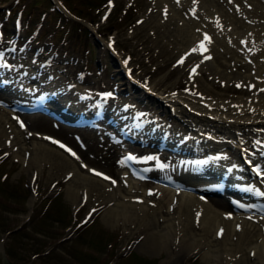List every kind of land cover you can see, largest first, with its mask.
<instances>
[{"label": "rangeland", "instance_id": "1", "mask_svg": "<svg viewBox=\"0 0 264 264\" xmlns=\"http://www.w3.org/2000/svg\"><path fill=\"white\" fill-rule=\"evenodd\" d=\"M58 1L60 7L56 8L51 0H0L3 32L0 50L6 51L9 65L14 60L18 64L30 61L35 65L32 73L27 69V87L33 85L36 78L44 86L57 84L77 93L92 92L94 96L107 94L108 107L112 105L119 111L126 103L130 113L140 111L146 121H157L158 127L169 128V134H178L177 139L196 130L179 117L174 107L122 85L123 75L117 72L116 62L110 56L111 46L134 82L150 86L154 94L185 91L191 63H174L184 52L185 45L181 43V34L169 39L166 27H159L170 23L165 12L160 14L155 3L149 6L150 0ZM157 13L159 18L161 15L165 19L151 20ZM15 17L20 24L17 30L13 28ZM91 27H95V31ZM168 30L173 32V26ZM24 38H29V42L19 49ZM21 70V65L15 67L13 76L18 77ZM205 70L194 82L197 87L208 84L212 92L224 94H240L250 89L241 80L231 86L225 85L223 79L210 80L212 75L206 77ZM13 118L16 127L28 135L23 144L15 137H0V264H173L174 260L166 261L165 247L155 251L142 245L145 235L155 224L150 212L129 210L128 218L116 216L106 220V208L115 203L107 200V191L101 187L80 191L83 179L76 173L91 175L89 167L111 174L112 178L104 181L106 184L114 185L112 181H117L122 149L104 129H67L55 125L44 115L15 114ZM47 135L66 140L76 155L56 147L46 139ZM35 137H41L65 157L52 150L59 158L34 159L30 141ZM130 147L141 155L159 157L167 163L162 169L155 166L154 159L145 162L143 167L151 175L141 180L145 189L156 184L154 176L173 175L178 171L175 164L179 156L169 151L158 152L150 145L131 144ZM68 158L73 162H70L72 167L63 162L70 161ZM69 184L77 190L79 200L76 202L66 195ZM122 192L128 194L124 189ZM115 195L111 198H118V193ZM148 196L153 197V193ZM210 196L207 199L213 197L227 203V199ZM157 221L162 223L161 218ZM181 251L176 259L178 264H252L257 261L254 251L233 256L221 253L222 256L212 257L211 262H206L200 251L193 250L185 255L183 249ZM133 253L140 258H134Z\"/></svg>", "mask_w": 264, "mask_h": 264}, {"label": "bare ground", "instance_id": "2", "mask_svg": "<svg viewBox=\"0 0 264 264\" xmlns=\"http://www.w3.org/2000/svg\"><path fill=\"white\" fill-rule=\"evenodd\" d=\"M153 3L160 8V14L166 9L165 15L169 17L170 23L168 26L161 24L159 27L161 29L166 27L165 31L169 39L175 34H181V43L185 45L183 51L196 47L204 39L205 33L211 38V43L206 45L207 51L203 54L199 51H191V54H188L183 61L198 65L195 72L189 75L186 84L188 88L185 91L179 90L176 94L170 92L154 94L150 86L145 84L139 86V92L142 95L151 96L152 99L165 106L174 107L173 110L186 121L187 125L196 127V130L190 133V137L195 136V138H190L188 142H181L179 145L180 150H189L190 153L196 155H185L184 158L191 160L204 156L207 157V161L200 168L192 167L183 160L187 166L173 175L160 178L161 180L167 179L173 185L161 182L152 185L149 189H145L142 181L135 178V175L128 171L120 161L118 163L119 173L114 185L106 184L103 180L95 179L91 175H85L86 173L84 175L76 173L80 176L79 178L83 179L80 191L84 192V189L90 191L96 187L107 191V200H114L115 203L112 202V205L106 208L104 216L106 220L116 216L128 218L131 215L129 210L140 209L147 213L150 212L154 216L155 224L145 235L142 245L146 249L150 248L155 251H159L162 246L165 247L168 253L166 261L174 260L173 264H178L176 259L182 249L184 255L193 250L202 252L206 262H211L212 257L221 255V253L233 256L240 252L254 251L256 262L264 264V215L262 211L253 208L247 212H241L234 210L223 200L210 198L203 200L200 196L202 189L220 182L210 179L211 177L225 176L224 179L229 186L232 180L240 176L236 169H241L242 172L246 167L243 160L240 161V156H247H244L245 150L256 141H259L258 145L264 141V91H262L264 89V0H179V3L177 0H150L148 5L153 7ZM160 18L165 19L161 15ZM160 18L157 13V16L152 15L151 20L156 19V22H160L162 21ZM217 18L222 29L215 24ZM170 26H173V32L168 30ZM91 29L95 31V27ZM109 49L117 58L114 49L112 47ZM206 55H210L211 58L205 59ZM122 63L123 61L116 63L117 72H121L119 65ZM19 65L26 71V75L27 69L32 73L35 68L31 63L18 64L16 60L9 67L10 72L4 65L0 67L1 78L5 77L9 82L6 85L8 92L4 93L5 97H2L1 101L14 103L16 97L28 96L27 90L22 86L27 79L23 77V71L18 77L13 76L15 67ZM202 70H205L206 77L207 74L212 75L209 77L210 80L223 79L226 81L225 85L230 86L233 82L241 80L247 83V86L251 84L252 87L251 89L248 87V91L240 94L212 92L209 85L204 83L197 87L194 82L199 79L198 76ZM127 71L124 66L126 77L122 85L130 88L134 82L131 77H128ZM41 89L56 90L59 97L64 100L61 102L71 105L70 110H80L79 106L84 105L77 95L69 90L58 89V87L54 89L42 87ZM78 94L83 95L85 92ZM85 103L90 104V101ZM113 112L111 116H114ZM13 113L11 108L0 105V137H15L18 143L23 144L25 135L28 134L16 127L14 118H12ZM157 123V121L149 120L145 131L142 132L144 133L142 138L153 140L158 132ZM154 125L155 130H153ZM168 138H173L171 142L178 140L174 136ZM196 139L197 143L194 141ZM171 142L168 140V144ZM30 147L34 159L59 158L52 150L60 153V157H65L62 151L53 148L41 140V137L32 139ZM198 153L200 156H197ZM252 157L257 160L256 156ZM259 160L264 162V157ZM63 162L69 163L72 167V160H63ZM245 180L246 185L249 186L247 195L252 199L248 201L247 207L249 208L250 204L255 201H264V194H262L264 186L254 183L251 178ZM72 186L73 184L68 185L66 195L76 202L79 200L76 198L78 193ZM122 189L128 194L121 193ZM150 192L153 193V197L148 196ZM117 193L118 198H114ZM111 195L114 197L111 198ZM137 200L144 204L136 202ZM162 210H165V213ZM158 218L162 219L161 224H158ZM221 229L223 230L222 235L220 234ZM178 246V250L174 251Z\"/></svg>", "mask_w": 264, "mask_h": 264}, {"label": "snow or ice", "instance_id": "3", "mask_svg": "<svg viewBox=\"0 0 264 264\" xmlns=\"http://www.w3.org/2000/svg\"><path fill=\"white\" fill-rule=\"evenodd\" d=\"M177 3H179V0H177ZM165 13H166V9H165ZM250 23H251V21H250ZM215 24H216V26L218 27V28H221L222 29V25L220 24V22H219V19L217 18V20L215 21ZM211 43V38L207 35V33H205L204 34V39L202 40V41H200L198 44H197V46L196 47H194L191 51L192 52H197V51H200L201 52V54H203V52L204 51H207V48H206V45L207 44H210ZM191 53H189V55H190ZM211 57H205V59H210ZM184 59H185V57H182L181 58V60L180 61H178V64H182L183 63V61H184ZM197 67H198V65H197ZM193 72H195V68L193 69ZM238 87H239V85H238ZM262 91H264V89H262ZM110 95V94H109ZM24 125L23 124H21V127H23ZM46 139H48L47 137H46ZM53 143H59L58 141H55V140H53L52 141ZM257 143H259V141L257 142ZM60 147H62V148H64L65 146L63 145V144H60ZM66 151H69L70 152V154H72L73 156H75L76 154L74 153V152H72L71 151V149H65ZM77 159H79V157H77ZM128 159H135V157H133V156H129L128 157ZM146 160H153V159H155V157H153V156H148V157H146L145 158ZM160 167H163V165H160ZM255 170V169H254ZM96 175H98V176H100V175H102L101 173H99V172H96L95 173ZM258 174H259V172H258ZM104 179H109L107 176H104ZM112 183L113 184H115V181L113 180L112 181ZM152 193L150 192L149 193V195H151ZM262 194H264V193H262ZM240 207H244V205H240ZM230 218V217H229ZM249 219H251V217H249ZM238 228H239V226H237ZM222 233H223V230L221 229V232H220V234L222 235Z\"/></svg>", "mask_w": 264, "mask_h": 264}, {"label": "trees", "instance_id": "4", "mask_svg": "<svg viewBox=\"0 0 264 264\" xmlns=\"http://www.w3.org/2000/svg\"><path fill=\"white\" fill-rule=\"evenodd\" d=\"M132 256H133L134 258H140L139 255H137L136 253H133ZM8 264H9V263H8Z\"/></svg>", "mask_w": 264, "mask_h": 264}]
</instances>
